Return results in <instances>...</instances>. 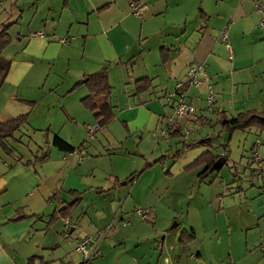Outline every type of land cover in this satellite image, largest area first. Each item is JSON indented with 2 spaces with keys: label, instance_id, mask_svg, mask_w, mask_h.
<instances>
[{
  "label": "crops",
  "instance_id": "0c3cea01",
  "mask_svg": "<svg viewBox=\"0 0 264 264\" xmlns=\"http://www.w3.org/2000/svg\"><path fill=\"white\" fill-rule=\"evenodd\" d=\"M141 1L147 10L143 16L136 17L130 13V0H62L60 3L10 0V5L16 2L21 11L24 4H31L33 12L17 28L16 35L11 34L15 21L5 27L11 38L7 47H13L14 53L3 55L10 60V66L0 88V122L26 114L27 124L16 133L24 128L27 138L32 140L34 132H43L45 144L37 143L36 152L24 155L17 148L23 141L15 133L0 145V264H58L64 235L71 236L78 229L81 235L77 239H94L102 231L96 230L88 217L73 223V212L67 216L71 220L69 227L64 226L67 228L64 233L53 227L55 221L64 217L57 215V219L50 221L56 210L78 198L79 190L68 187V181L84 158L80 161L76 157L64 158L66 152L51 144L52 136H60L77 149L83 146L85 134L91 129L88 125L91 112L81 102L88 89L85 85L72 89L73 84L104 66L108 67L112 93V68L118 71L120 81L128 80L125 84L129 86L142 77L159 84L166 81L157 96L164 99L162 104L155 96L140 103L142 106H133L130 114L125 115V110L111 101L116 105L114 119L124 118L122 122L129 131L135 126L138 129L135 122L138 113L157 115L162 129L171 113L165 94L173 91L178 81H185L189 65L197 61L205 62L203 76L212 85L213 109L206 110L205 84L191 87L188 101L195 108L194 114L177 118L163 137L171 138L170 133L176 131L184 144L210 140L212 153L225 159L216 170L224 184V195L217 199L227 196L223 199L226 207L218 212L216 220L203 223L202 228L182 230L178 239L182 247L177 246L167 261H163L162 246L155 264H264V171L259 173L252 157L253 149L258 148L264 170V131L255 127L242 130L244 142L235 153L230 139L227 144L216 143L213 134L218 132L222 136L227 131L233 135L235 130L223 127L222 122L240 111H264V26H260L264 0ZM112 7L117 11L107 14ZM8 9H4L0 19H7ZM145 24L152 26L158 35L167 30V41L154 46L147 43L152 33L144 32ZM222 29L228 34L230 50L217 40ZM36 30L42 31L44 37H32ZM143 34L147 35L145 40ZM61 38L67 41L62 43ZM144 44L153 54L149 59L142 56ZM116 61L120 63L115 64ZM123 69H129L132 74ZM165 106L170 107V112ZM59 114L65 117L61 125ZM107 125L98 128L104 131ZM194 128L198 133L192 132ZM190 135L196 140L188 141ZM249 137L251 141L247 140ZM256 140H260L259 146H255ZM206 150L204 144L192 146L185 149L188 154L184 158L180 159L179 154L175 162L181 163L184 171L187 164ZM227 162H230L231 179L222 172ZM203 168L192 171H197V176ZM207 176L208 173L197 178L200 182ZM69 190H76L78 195L73 196ZM19 209L42 217L12 221ZM202 230L205 234L193 248ZM206 232L210 233L208 240ZM159 233L157 248L166 240L175 243L171 234ZM74 252L80 257L77 264H96L97 260L92 262L94 258L86 261L75 249Z\"/></svg>",
  "mask_w": 264,
  "mask_h": 264
},
{
  "label": "rangeland",
  "instance_id": "374dc122",
  "mask_svg": "<svg viewBox=\"0 0 264 264\" xmlns=\"http://www.w3.org/2000/svg\"><path fill=\"white\" fill-rule=\"evenodd\" d=\"M52 1L60 3L62 0ZM0 2V15H3L5 8H9L8 15H5L7 19H0L2 21L0 27L9 24L10 21H15L11 34L16 35L17 28L22 27V24L32 15L31 4H24L23 11H21L16 2L12 5H10V0H0ZM116 11L117 9L112 7L107 14ZM148 25H144V32L152 33L147 38V43L151 46L160 44L169 37L165 33L167 30H163L160 32L161 35H158L153 31V27ZM143 35L145 40L147 35ZM149 48L144 44L142 49L144 59L153 56ZM12 53H14V48L7 47L2 55L8 56ZM112 70L114 87L109 100L113 104H117L119 109H124L125 115L130 114L133 106L141 105L140 103L149 98L157 97L161 92L159 89L166 83L164 81L163 84H159L154 81L147 90L133 94V82L130 86L125 84L128 80L120 81L116 68H112ZM123 70L127 71L129 75L132 74L129 69ZM129 75L126 73L127 79ZM155 100L159 104L165 102L164 99L158 97ZM165 110L170 112V107L165 106ZM88 114L91 118V123L88 125L93 128L97 125L96 119L92 113ZM64 120L65 117L59 114L58 124L61 125ZM123 120L124 118H116L104 127V131L98 128L92 135L88 131L86 132L84 142H82L83 146L80 147L84 150V158L76 166L73 177L68 181V187L75 186L79 190L77 208L71 214V218L73 223H76L78 219L82 220L88 217L95 225L96 230H104L105 227L113 224V229L106 233L103 239L96 240L94 237L95 245L90 246L91 252L97 247V254L92 260V262L97 260L96 264H137L138 262L140 264H155L162 246L163 261H167L172 258L177 246L182 247L178 242L182 230L193 227L195 229L202 228L203 223L216 220L218 212H222L226 207L223 199L227 196H224L222 200L217 199L219 195H224L222 176L218 175L219 170H215L208 174L205 180L199 182L196 176L197 171H183L184 167H181V163L175 161L184 158L186 156L184 154H188L184 148V139L181 136H172L171 138L161 136L157 115L136 114L135 122L138 129L136 130L135 126L131 131L122 122ZM192 132L195 134L198 133V130L194 128ZM242 132V130H235L232 135L226 131L222 136H218L220 134L215 132L213 133L216 138L214 141L227 144L230 139L232 152L235 153L239 151L238 148L244 142L245 136L242 135ZM19 136L23 142L18 144L17 148L24 155L30 154L31 151L36 152L38 150L37 143L45 144L43 132H34L31 135L32 140H30L23 128L15 134V137ZM251 139L252 137H249L247 140L251 141ZM187 140L193 142L196 139L190 135ZM9 142L14 143V141ZM178 151H180L179 158H173V155ZM229 163L224 164L222 172L231 179ZM146 164L152 165L146 167ZM134 172L138 173L137 178L133 182H128L127 179ZM72 178H74L73 181ZM77 180H79L78 183ZM65 196L70 197L66 194ZM138 210L146 213L145 219H142L137 213ZM51 212L50 209L49 213ZM64 219L59 218L53 225L62 233L67 230L64 227ZM51 230L57 234L55 230ZM158 231L162 234H171L175 243L166 240L163 245L157 248L156 241L160 234ZM206 233L208 240L210 233ZM203 234H205L203 230L200 231L198 239L192 245L193 248L200 242V238L202 240ZM68 235L62 237L59 247V250L61 248V263L77 264L80 257L74 252V248L76 236L81 235V231L75 229L71 236ZM59 261L57 260V263L61 264Z\"/></svg>",
  "mask_w": 264,
  "mask_h": 264
},
{
  "label": "trees",
  "instance_id": "16d2710c",
  "mask_svg": "<svg viewBox=\"0 0 264 264\" xmlns=\"http://www.w3.org/2000/svg\"><path fill=\"white\" fill-rule=\"evenodd\" d=\"M6 25L0 30V88L4 82L5 76L8 72L10 66V60L5 58L2 55V52L10 43V35L6 31ZM120 61H116L115 64H119ZM85 85L88 89V94L81 99L82 104L94 115L97 121V127L107 125L109 122L114 120L116 116V105H113L110 102V97L112 94V87L110 85L108 79V67L104 66L99 70L90 73L84 77L83 80H79L75 82L72 86V89L77 86ZM134 85V94H139L145 90H147L150 86H152V81L149 77H142L133 82ZM32 104V102H30ZM172 109V108H171ZM28 122V115L23 114L19 115L15 118H12L5 122H0V145L4 143L8 138H12L16 131H18L21 127L25 126ZM223 127L228 128L230 131L234 130H245L250 127H255L264 131V111H257L254 109L244 110L238 112L234 117L222 122ZM171 136H180V134H176V131L171 132ZM169 134V135H170ZM176 134V135H175ZM51 144L56 147L59 151L68 152L72 151L75 148L65 139L60 136L53 134ZM206 145L207 150L197 157L193 162H191L188 166L185 167L186 171H192L194 169H199L204 167L197 176L199 178H203L206 173L209 172V168L213 164V162L219 157L212 153L210 140L202 139L198 142H194L193 144H185L184 148H190L195 145ZM180 154L176 152L173 155V158L178 157ZM165 157V156H163ZM152 164H146V167L151 166ZM138 176L137 172H134L127 179L128 182H133ZM69 193H72L73 196L78 195L76 190H69ZM78 198L75 200L68 201L65 205L61 206L59 210H56L50 218V221L57 219V215L64 217L67 219L75 209V206L78 202ZM40 219L42 216H36L33 213H27L23 209H19L16 214L11 218L12 221H18L23 219L35 218ZM70 222V221H69ZM182 241H186L183 237H181ZM91 257L90 259H93ZM88 259V260H90ZM86 263V261L84 262Z\"/></svg>",
  "mask_w": 264,
  "mask_h": 264
},
{
  "label": "built area",
  "instance_id": "2783aa9c",
  "mask_svg": "<svg viewBox=\"0 0 264 264\" xmlns=\"http://www.w3.org/2000/svg\"><path fill=\"white\" fill-rule=\"evenodd\" d=\"M130 10L131 14L136 17H141L147 10V6L141 0H130ZM259 8V5L256 4ZM260 26H264V20L260 21ZM44 33L42 31H36L31 34L32 37H44ZM228 36L225 29H222L217 36V40L225 43L226 48L230 50V45L227 42ZM67 41L66 38H61L60 42L65 43ZM205 62L197 61L191 65H189L187 72H186V79L184 82L178 81L175 84L173 91L165 94V98L171 104V113L165 119L166 122L161 129V136H165L168 134L169 129L174 126L176 123V119L183 116H188L194 114L195 108L194 106L189 103L188 101V91L191 87H198L200 85L205 84L207 89V97H206V110L212 111L214 106V95L212 90V85L208 83L203 76ZM264 75V73H263ZM96 130L95 127L89 130L90 134H93ZM260 145V140H257L255 146ZM84 150L82 148H77L72 151H68L65 153L64 158L76 157L79 161L83 158ZM253 161L258 165L259 173L261 174L263 170L261 157L259 155L258 148L253 149ZM261 167V168H260ZM137 213L141 216L142 219L146 218V213L138 210ZM69 220L64 219L65 226L68 227ZM113 229V224L108 225L104 230L99 231L96 233L95 238L102 239L104 238L105 234L108 233L110 230ZM95 245V240L93 237H83L81 239H77L75 243V251L79 252L82 256L83 260H88L91 257L97 254V247H95L94 251H90V246ZM92 253V254H91Z\"/></svg>",
  "mask_w": 264,
  "mask_h": 264
},
{
  "label": "water",
  "instance_id": "95a60500",
  "mask_svg": "<svg viewBox=\"0 0 264 264\" xmlns=\"http://www.w3.org/2000/svg\"><path fill=\"white\" fill-rule=\"evenodd\" d=\"M224 161H225L224 157H219L218 159H216L209 168V172L215 171L216 169L220 168L223 165Z\"/></svg>",
  "mask_w": 264,
  "mask_h": 264
},
{
  "label": "flooded vegetation",
  "instance_id": "af4514ba",
  "mask_svg": "<svg viewBox=\"0 0 264 264\" xmlns=\"http://www.w3.org/2000/svg\"><path fill=\"white\" fill-rule=\"evenodd\" d=\"M218 159V158H217Z\"/></svg>",
  "mask_w": 264,
  "mask_h": 264
}]
</instances>
